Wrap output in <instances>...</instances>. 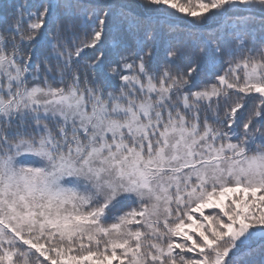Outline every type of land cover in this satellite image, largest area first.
Returning a JSON list of instances; mask_svg holds the SVG:
<instances>
[{"label": "snow or ice", "instance_id": "obj_1", "mask_svg": "<svg viewBox=\"0 0 264 264\" xmlns=\"http://www.w3.org/2000/svg\"><path fill=\"white\" fill-rule=\"evenodd\" d=\"M0 264H264V0H0Z\"/></svg>", "mask_w": 264, "mask_h": 264}]
</instances>
